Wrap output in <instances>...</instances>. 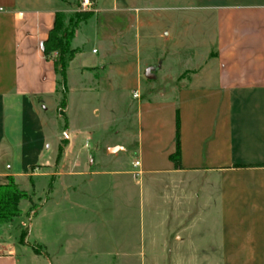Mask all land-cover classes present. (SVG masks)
I'll use <instances>...</instances> for the list:
<instances>
[{
  "label": "crops",
  "instance_id": "0c3cea01",
  "mask_svg": "<svg viewBox=\"0 0 264 264\" xmlns=\"http://www.w3.org/2000/svg\"><path fill=\"white\" fill-rule=\"evenodd\" d=\"M79 1L0 0V185L12 177L37 195V178L47 177L46 204L53 201L63 188L56 180L64 176L63 134L70 127L75 160L88 154L103 163L102 147L106 158L113 149L130 156L122 168L102 166L91 180L128 176L129 185L141 187L155 223L169 232L158 249L172 251L159 254L264 264V0H95L94 15L71 42L77 53L67 70L66 120L59 114L58 53L47 58L44 42L56 15L74 16ZM163 3L170 5L167 13ZM91 44L93 54L102 52L94 61L88 59ZM75 64L82 93L121 89L132 95L133 114L121 130L127 140L103 141L94 128H72L69 75ZM178 120L180 167L170 159ZM49 161H55L54 172L34 170ZM21 178L30 190L22 189ZM81 186L75 183L80 197ZM30 203L22 200V214L0 223V264H51L20 242L27 228L30 243L41 241L40 213L30 218ZM75 204L82 209L81 199Z\"/></svg>",
  "mask_w": 264,
  "mask_h": 264
},
{
  "label": "rangeland",
  "instance_id": "374dc122",
  "mask_svg": "<svg viewBox=\"0 0 264 264\" xmlns=\"http://www.w3.org/2000/svg\"><path fill=\"white\" fill-rule=\"evenodd\" d=\"M161 7V11L167 13L170 5L163 3ZM77 10L86 12L79 10V3ZM87 13L94 14L95 11ZM72 17L75 21L76 18ZM70 18L67 16L65 21V26L69 28ZM167 22L169 25L170 22ZM83 33L85 32H82L80 41L85 39L86 34ZM93 48L94 44L89 45L88 59L92 61L100 58L102 54L101 51L98 55L93 54ZM163 49L166 50L164 55L168 54L169 60L171 46ZM78 66L79 64H75L69 75V87L72 92L69 95L68 115L72 128L77 127L80 130L94 128L102 135L103 141L106 138L112 141L127 140L121 130L130 122L129 118L133 114L128 113L132 95L129 96L127 91L121 89L82 93L83 81L77 70ZM59 91L63 94L61 80ZM50 119L52 123L56 121L54 120L56 117ZM60 124L61 126L64 124L62 118ZM69 130L70 127L65 129L69 138H65L63 134V144L65 150L68 149L63 162L64 176L59 181L56 180L63 188H58L54 200L48 204L46 203L50 198L45 193L49 183L47 177L37 178V195L33 191L27 192L32 198L29 217L40 213L36 220V228L41 241L32 244L27 236L24 244L32 248L41 247L51 264H222L218 256L159 254L172 251L158 249L161 247V237L164 238L169 232L165 230L166 225L155 223L153 207L150 208L148 202L143 199L141 187L129 185L128 176L100 175L93 176L91 180L93 172H102V166L122 168L123 163L130 162V156L124 157L119 150H114L110 151L106 158L105 147H102L103 163H97L95 157H89L88 154L81 161L75 160V138L73 132ZM85 146L88 147L87 144ZM99 149L96 147L94 150L98 155ZM85 151L88 153V150ZM37 168L40 172L41 170L54 172L55 161H49L48 165L44 163L34 166V170ZM75 183L77 185L82 183L81 197L79 193L77 195L74 193ZM20 184L22 189L31 188L29 180L21 178ZM80 199L83 201L82 209L75 204V201ZM24 232L29 233V229H24L22 233ZM115 246L122 248H114ZM112 251L115 253L110 254ZM144 251L146 254L142 253Z\"/></svg>",
  "mask_w": 264,
  "mask_h": 264
},
{
  "label": "trees",
  "instance_id": "16d2710c",
  "mask_svg": "<svg viewBox=\"0 0 264 264\" xmlns=\"http://www.w3.org/2000/svg\"><path fill=\"white\" fill-rule=\"evenodd\" d=\"M94 14L93 13H82L76 12L74 18L71 17L69 24L71 28L65 26L66 15L58 13L56 15V21L53 29L51 30L48 39L44 42V54L47 58L55 52L58 53V59L56 60V66L58 67V73L61 78V85L63 87V101L61 103L60 114L67 120L65 114V108L67 106V70L71 60L77 53V50L71 48V42L74 38L76 29L81 23L89 20ZM64 153V148L61 147L59 150V155L57 158V164L61 161ZM170 159L175 163L176 167H180L181 162V142H180V121H177V136H176V152L170 156ZM53 188V181L50 182L48 193ZM22 200H28L32 202L31 196L26 192L21 190L15 183L12 177L5 185H0V223H10L14 221L15 218L22 214L20 209V202ZM28 233H22L21 243H25V238ZM34 252L37 255H44L41 247H33Z\"/></svg>",
  "mask_w": 264,
  "mask_h": 264
},
{
  "label": "built area",
  "instance_id": "2783aa9c",
  "mask_svg": "<svg viewBox=\"0 0 264 264\" xmlns=\"http://www.w3.org/2000/svg\"><path fill=\"white\" fill-rule=\"evenodd\" d=\"M79 10L80 11H94L95 10V0H80L79 1ZM55 53H53L51 56H53ZM56 55V54H55ZM134 97H138L137 94H135ZM64 137L69 138L68 133L64 132ZM136 165H139V162H136Z\"/></svg>",
  "mask_w": 264,
  "mask_h": 264
},
{
  "label": "water",
  "instance_id": "95a60500",
  "mask_svg": "<svg viewBox=\"0 0 264 264\" xmlns=\"http://www.w3.org/2000/svg\"><path fill=\"white\" fill-rule=\"evenodd\" d=\"M112 151H114V149Z\"/></svg>",
  "mask_w": 264,
  "mask_h": 264
},
{
  "label": "bare ground",
  "instance_id": "6f19581e",
  "mask_svg": "<svg viewBox=\"0 0 264 264\" xmlns=\"http://www.w3.org/2000/svg\"><path fill=\"white\" fill-rule=\"evenodd\" d=\"M114 150H116V149H114Z\"/></svg>",
  "mask_w": 264,
  "mask_h": 264
}]
</instances>
